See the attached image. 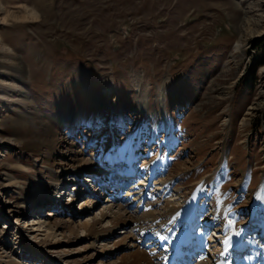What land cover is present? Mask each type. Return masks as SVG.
Wrapping results in <instances>:
<instances>
[{
	"label": "rangeland",
	"instance_id": "1",
	"mask_svg": "<svg viewBox=\"0 0 264 264\" xmlns=\"http://www.w3.org/2000/svg\"><path fill=\"white\" fill-rule=\"evenodd\" d=\"M0 5V17L8 14V22L0 23V264L6 255L20 264L119 263L127 246L114 245L127 234L148 255L160 252L158 237L144 236L139 228L160 230L158 223L144 218V209L124 195L116 201L133 224L119 226L105 240L108 254L102 253L103 240L92 246L78 228L103 207L84 211L86 200L105 202L117 189L142 192L144 206L155 202L163 222L169 210L190 203L195 189L204 186L193 220L177 217L174 223L197 235L216 226L215 241L223 238L224 227L232 231L254 217V207L260 214L252 223H264V194L255 192L264 189V0ZM32 8L40 21L26 19ZM248 18L253 22L247 24ZM15 62L24 64L22 72L13 70ZM109 87L114 91L105 100ZM37 116L54 126L56 142L40 146L31 124ZM108 153L120 155L117 170L101 168ZM82 159L92 167L80 173L77 184L75 171L62 168ZM48 161L56 173L46 170ZM131 164L136 174L127 187L119 171H130L122 170ZM91 174L108 177L110 195ZM32 181H40L49 196H31L28 188L14 185ZM59 183L64 186L56 189ZM202 220L208 221L204 227ZM36 221L58 225L56 237ZM209 251H197L200 256L195 252L190 260L217 264L221 259Z\"/></svg>",
	"mask_w": 264,
	"mask_h": 264
},
{
	"label": "bare ground",
	"instance_id": "2",
	"mask_svg": "<svg viewBox=\"0 0 264 264\" xmlns=\"http://www.w3.org/2000/svg\"><path fill=\"white\" fill-rule=\"evenodd\" d=\"M252 22H253L252 18L247 19V24H250ZM242 53L243 52H242L240 46L234 52L233 59L235 62H237V64L241 61L240 54H242ZM23 66H24V64H22L21 62H15V66H14L13 70L22 72L21 67H23ZM9 69H10V67H9ZM113 91L114 90L110 87L104 88L103 93H104L105 100L109 99V97ZM31 122H32L31 124H32L33 128L35 130H37V134L40 136L39 137V139L41 140L39 142L40 146L44 145L45 142H49L52 140L53 141L55 140V142H56V137L58 135L54 129V126H52V124L45 121L43 119V117H41V116H37L36 119L32 120ZM129 150H130V148H129ZM53 152H54V150H49L48 155L53 154ZM102 157L105 159L102 161H104V162L107 161V164L105 166L104 165L101 166L102 169H103V167L106 169L107 167H109V165H111L112 170H114V169L117 170L118 160L120 159L119 154L115 155L114 153H108V154L103 155ZM81 162L82 163H80V165L72 166L70 169L64 170L62 168V171L67 172V173L70 172L71 170L75 171L74 177L76 178L75 179L76 181H74V183L77 182V184L80 183V177H79L80 173L84 172V169H87V171H88V168L92 167V163L89 161L82 159ZM131 165L133 167H129V168L125 167V168H123L125 170H122L125 172L127 170H130V172H131L130 175H124V172L119 171L121 173L120 181L122 180L123 182H127L129 184L128 186L126 185L127 187H130L132 184L131 182L134 180V179H129V178H133L134 174H136V173L133 174L132 170L134 171V165L133 164H131ZM45 168H46V170H48V172H51L53 174L57 172V170L55 169V166L52 164L51 161H48L46 163ZM135 168H136V166H135ZM96 171H92V172L94 173ZM117 173L118 172H116L115 177L117 175H119ZM92 177H95L96 181H94L92 179ZM90 179H92L91 181H93L94 183H98L99 186H101V188L103 189V192H107L109 195H110V190H112L114 188V187H112V188L109 187L110 182H108V181H110V180L108 179V177L103 178L101 176V174L100 175L91 174ZM116 179L113 178V181ZM126 179H127V181H126ZM210 181L211 180H209L207 183H209ZM14 185L19 187L20 189H23V187H24L27 190V188H28L31 196H32V194L33 195L34 194L39 195L42 193H46V195L49 196L48 195L49 191H43L40 189V181H34V182L32 181L28 186H22L18 182H14ZM60 186H64V183L57 184L55 186V188L59 189ZM118 186H119V184H118ZM78 187L79 188L77 190H79L81 186H78ZM203 187L201 186L200 188L195 189L193 196H192V199L190 200L191 201L190 203L188 202L183 207H178V208H174V209L169 210V216H171V217L168 218L167 220L163 221V222H160L159 215H157L153 210L154 209L153 206L156 204L155 202H153L149 206H146V207L144 206V197L145 196H144V194H142V192L134 193L131 190V191H128L127 193L124 194V193H121L122 192L121 189H117L115 195H114V193L112 194V195H114L113 199L112 198L107 199L105 202L100 201V199H95L94 201H92L89 198L85 202L86 207H84V209H83L84 211L92 210L96 206L101 205V204H103V207H102L101 211H99V213H97L96 215L93 214V216L89 217L88 220L81 222L78 225V228L81 229L82 232H85V235L88 238H91L92 246H95L96 243L100 240H103V243L104 242L106 243L107 241H105V240H108L109 238H111L112 235L114 234V230L117 229L119 226L129 227L130 225H132L133 222L128 220L126 213L123 211V209H121L122 207L119 204H117V201H116L117 196L124 195L127 201H129L133 204H136L137 207H139L141 209H144V211H145L144 218L151 219L154 224L158 223L160 230L154 231V230H150L149 228H144L143 226L139 227V228L141 229V232L144 236H154V237L156 236V237H158L157 241L161 244L160 245L161 251L158 252L156 249H153L149 252L150 255H148L145 251L144 252L141 251L138 244L136 243L137 239L133 235L127 234L125 237H123L118 242V244L114 245V247L119 246V244H123L124 246H127L126 253L122 255V259L119 263H109V264H193L194 261L192 262L191 261L192 259L190 260V258L197 257V255L200 256L198 254V252L201 254L206 253L204 251H201L199 246H202L203 248L207 247L208 250H210V249H212L213 246H215L214 243L217 242L218 240L215 241V238H214L215 235L212 232L205 233V232L201 231L202 233L197 235L195 229L186 228V227H183L184 229L183 228L181 229V226L178 223H174V220H176L177 217L180 218V217H184V216L187 218V221L193 220V214L196 211L197 200H198L199 196L202 194ZM50 188L51 187L49 186L46 190H49ZM24 191L21 192L22 195L24 194ZM261 192H262V188L259 190L258 193H261ZM263 192H264V189H263ZM30 195H28V196H30ZM109 197H112V196H109ZM41 221H42V219H41ZM41 221L40 222L36 221L37 222L36 225L40 226V228L45 227L47 230L52 232L53 237H56L55 235H56V232L58 231V225H52L51 223L41 222ZM138 223H140V222H137L135 225H137ZM102 224H103V226H102ZM99 226H101V227H99ZM215 231H217V229H214V232ZM71 232L74 235H76V233H77V231L75 229ZM225 233L223 235H224V237H226V241H227L229 239L230 235L227 232V236H225ZM161 238H163V239H161ZM105 243H104L105 251H102V253L108 254L107 243L106 244ZM167 243L171 244V247L168 246ZM139 244H141V242ZM228 244H229V242H228ZM166 245H167V247H170V248H167ZM183 246L187 247L186 248V249H188L187 254H186V252L185 253L183 252ZM224 246H226V243ZM163 248L165 249V252H164ZM198 248H199V250H197ZM195 252L197 253V255H194ZM222 253H223V257H225V259L218 258L221 260L217 261L218 262L217 264H233L232 263L233 260H231L232 255H230L228 252H226V250ZM204 255H206V254H204ZM0 258H2L1 255H0ZM187 258H188V261H187ZM201 258L202 259H200L199 264H209L208 259H203V257H201ZM5 259L6 260L4 261V264H20V263H17L15 260H13L12 257H10L9 255H6ZM0 263H2V262H0Z\"/></svg>",
	"mask_w": 264,
	"mask_h": 264
},
{
	"label": "clouds",
	"instance_id": "3",
	"mask_svg": "<svg viewBox=\"0 0 264 264\" xmlns=\"http://www.w3.org/2000/svg\"><path fill=\"white\" fill-rule=\"evenodd\" d=\"M0 11H3V6L0 5ZM30 18L32 21H40L41 20V14L38 10L35 8L30 9V17H26V19ZM8 22V14H6L4 17H0V23H7Z\"/></svg>",
	"mask_w": 264,
	"mask_h": 264
},
{
	"label": "snow or ice",
	"instance_id": "4",
	"mask_svg": "<svg viewBox=\"0 0 264 264\" xmlns=\"http://www.w3.org/2000/svg\"><path fill=\"white\" fill-rule=\"evenodd\" d=\"M229 223H232L231 221H229ZM161 239H163V238H161ZM225 243H228V241H225Z\"/></svg>",
	"mask_w": 264,
	"mask_h": 264
}]
</instances>
